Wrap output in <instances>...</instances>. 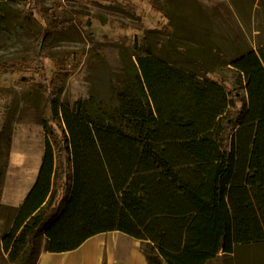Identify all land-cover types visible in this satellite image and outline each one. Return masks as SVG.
<instances>
[{"label": "trees", "instance_id": "16d2710c", "mask_svg": "<svg viewBox=\"0 0 264 264\" xmlns=\"http://www.w3.org/2000/svg\"><path fill=\"white\" fill-rule=\"evenodd\" d=\"M164 31L168 40L122 60L114 105L49 96L38 178L0 260L27 264L33 251L37 264L43 244L64 253L112 231L139 240L149 264H210L264 245V45H193L172 23ZM56 65L60 91L70 62ZM224 68L240 75L239 90L209 78Z\"/></svg>", "mask_w": 264, "mask_h": 264}, {"label": "rangeland", "instance_id": "374dc122", "mask_svg": "<svg viewBox=\"0 0 264 264\" xmlns=\"http://www.w3.org/2000/svg\"><path fill=\"white\" fill-rule=\"evenodd\" d=\"M171 23L180 43L199 45L217 38L258 51L264 45V0H0V245L18 210L3 201V192L11 198L12 186L26 174L32 181L44 156L42 119L52 117L49 96L61 105L73 106L92 95L114 105L123 81L122 60L136 58V44L141 48L145 40H168L164 30ZM57 62H70L60 91L52 84ZM209 78L228 91L241 86L240 75L230 69ZM50 126L61 134L60 122ZM37 256L32 251L27 264H35ZM230 258L210 264H264V245ZM0 264L12 263L6 257Z\"/></svg>", "mask_w": 264, "mask_h": 264}, {"label": "crops", "instance_id": "0c3cea01", "mask_svg": "<svg viewBox=\"0 0 264 264\" xmlns=\"http://www.w3.org/2000/svg\"><path fill=\"white\" fill-rule=\"evenodd\" d=\"M43 161L41 156L38 169L32 179L28 181V174L22 182H17L12 186L9 198L3 192V201L16 208H20L28 194L34 187L39 168ZM24 178V177H23ZM20 187L19 193L16 189ZM37 264H149L146 256L141 250V242L131 236H127L119 231L102 233L88 239L81 247L74 251L64 253H51L41 251Z\"/></svg>", "mask_w": 264, "mask_h": 264}]
</instances>
